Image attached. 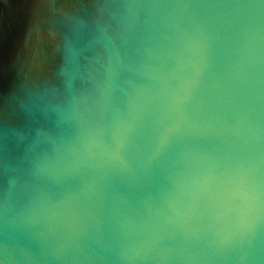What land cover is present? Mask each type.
Returning a JSON list of instances; mask_svg holds the SVG:
<instances>
[{"label": "clouds", "instance_id": "obj_1", "mask_svg": "<svg viewBox=\"0 0 264 264\" xmlns=\"http://www.w3.org/2000/svg\"><path fill=\"white\" fill-rule=\"evenodd\" d=\"M23 8L0 264H264V0Z\"/></svg>", "mask_w": 264, "mask_h": 264}, {"label": "water", "instance_id": "obj_2", "mask_svg": "<svg viewBox=\"0 0 264 264\" xmlns=\"http://www.w3.org/2000/svg\"><path fill=\"white\" fill-rule=\"evenodd\" d=\"M28 16L23 0H12L0 17V86L7 88L14 75L11 61L27 35Z\"/></svg>", "mask_w": 264, "mask_h": 264}]
</instances>
